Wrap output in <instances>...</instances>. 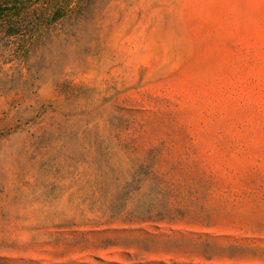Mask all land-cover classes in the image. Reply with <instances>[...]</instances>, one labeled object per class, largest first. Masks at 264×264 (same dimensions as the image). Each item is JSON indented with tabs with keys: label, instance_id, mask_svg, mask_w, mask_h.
<instances>
[{
	"label": "rangeland",
	"instance_id": "obj_1",
	"mask_svg": "<svg viewBox=\"0 0 264 264\" xmlns=\"http://www.w3.org/2000/svg\"><path fill=\"white\" fill-rule=\"evenodd\" d=\"M0 264H264V0L0 15Z\"/></svg>",
	"mask_w": 264,
	"mask_h": 264
},
{
	"label": "trees",
	"instance_id": "obj_2",
	"mask_svg": "<svg viewBox=\"0 0 264 264\" xmlns=\"http://www.w3.org/2000/svg\"><path fill=\"white\" fill-rule=\"evenodd\" d=\"M27 0H0V15H8L10 17L18 18L22 12V5ZM61 9L57 8L53 12V19L57 20L63 16L60 12Z\"/></svg>",
	"mask_w": 264,
	"mask_h": 264
}]
</instances>
